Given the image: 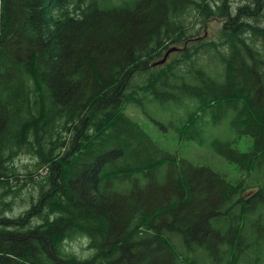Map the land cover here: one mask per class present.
I'll return each instance as SVG.
<instances>
[{"label":"trees","instance_id":"1","mask_svg":"<svg viewBox=\"0 0 264 264\" xmlns=\"http://www.w3.org/2000/svg\"><path fill=\"white\" fill-rule=\"evenodd\" d=\"M2 1L0 264L260 263L245 239L264 223V0ZM210 20L216 39H197ZM147 104L202 142L204 117L234 114L211 145L239 174L164 151Z\"/></svg>","mask_w":264,"mask_h":264},{"label":"rangeland","instance_id":"2","mask_svg":"<svg viewBox=\"0 0 264 264\" xmlns=\"http://www.w3.org/2000/svg\"><path fill=\"white\" fill-rule=\"evenodd\" d=\"M116 0H100L102 5H108L111 2H114ZM232 4L235 3H240L243 0H231ZM258 24V23H257ZM261 25H264V16L261 18L260 21ZM223 25L221 20H216V21H209L205 24V27H201L200 29V38L204 37L205 40H208L216 35V33L219 31L221 26ZM152 68V67H151ZM155 69V68H152ZM150 69V70H152ZM157 70V69H155ZM142 112V111H141ZM147 112H150V115H147ZM141 117L143 119L138 120L140 122H145L147 125V130L150 132H159L161 134L162 142L165 144L167 141L173 143L174 142V136L176 134L177 128L175 127L178 122L176 118V115L174 114V108L172 106H168L166 108L160 107L159 104L157 106H150L146 105L145 109H143V112L141 114ZM232 114L225 116V118H222L220 123L214 124L212 122H209L207 125L209 126L210 134L213 137L216 138H221V139H227L229 137L235 136L231 127H230V120H231ZM137 120V119H136ZM172 122L173 125L169 127V130L165 131L163 130L159 122ZM253 143L252 138L248 136H243L240 140V142L237 144L238 148L247 151L248 147ZM169 148H171V152L176 151V146L173 144L169 145ZM180 154L183 156H188L191 158L194 162L200 163V164H206L210 165L212 168L215 170L227 174L229 179H234L239 172L235 164L229 163L227 160H225L221 155H217V153L214 152L212 145L210 141H205L203 144H198L195 143L192 147L189 149H179ZM32 162V158L29 155H23L19 158L18 163L20 165H26L30 164ZM31 168V167H30ZM22 202H19L18 206L16 207L15 211L13 212L14 214H9V216H17L20 213H23L25 209L28 207H21ZM254 229L250 228L249 229V237L251 238L250 242H253L254 244H261L264 245V231L261 229H257V235L254 234ZM180 238V237H179ZM172 241H176L177 237H172ZM85 241L82 240H77L74 242H70L68 244V247L70 250H74L75 252H79L82 250V246L84 245ZM175 250H178L179 245H182V249L184 248L183 243L181 239L177 243H170ZM218 247H223V243H219ZM186 256H190L192 258H195L199 263L204 259L205 255L204 252L198 251L196 254L195 253H189ZM217 260L216 262H218Z\"/></svg>","mask_w":264,"mask_h":264},{"label":"built area","instance_id":"3","mask_svg":"<svg viewBox=\"0 0 264 264\" xmlns=\"http://www.w3.org/2000/svg\"><path fill=\"white\" fill-rule=\"evenodd\" d=\"M0 12H1V0H0Z\"/></svg>","mask_w":264,"mask_h":264},{"label":"bare ground","instance_id":"4","mask_svg":"<svg viewBox=\"0 0 264 264\" xmlns=\"http://www.w3.org/2000/svg\"><path fill=\"white\" fill-rule=\"evenodd\" d=\"M245 35H247V34H245ZM3 180H4V179H3ZM2 189H3V188H2ZM2 189H1V190H2Z\"/></svg>","mask_w":264,"mask_h":264}]
</instances>
